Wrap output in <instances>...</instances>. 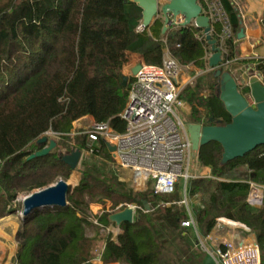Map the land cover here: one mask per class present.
Segmentation results:
<instances>
[{
	"label": "trees",
	"instance_id": "trees-1",
	"mask_svg": "<svg viewBox=\"0 0 264 264\" xmlns=\"http://www.w3.org/2000/svg\"><path fill=\"white\" fill-rule=\"evenodd\" d=\"M221 4L232 30L224 57L231 60L236 56L239 20L228 0ZM140 19L141 8L131 0H0V220L17 211L14 202L21 193L45 188L56 182L57 175L68 178L74 171L58 149L27 159L47 144L38 143L47 132L54 133L57 147L70 135L73 123L85 116L95 123L109 122L114 132L125 130L119 115L132 75L126 86L122 76L132 56L160 65L167 48L181 65L206 69L210 47L199 38L200 28L186 25L163 33L162 19L156 17L137 31ZM220 31V25L213 23L211 37L218 41ZM256 69L264 80V59L257 61ZM210 71L213 82L207 94L195 84L180 96L191 106V122L225 124L230 117L216 96L218 80ZM238 86L242 94L248 93L247 85ZM78 135L81 140L75 147L87 151L86 136ZM92 154L113 161L102 141L92 146ZM221 154L217 142L197 152L199 164L211 171L209 177L188 184L189 196L201 197L195 209L197 225L208 234L219 218L243 224L254 233L264 264V194L257 206L247 202L250 183L264 185V146L225 165ZM80 173L79 184H69L67 206L45 207L25 219L20 216L15 264H91L99 238L86 235L92 222L85 194L93 193L95 183L117 202L149 206L147 212L138 210L139 218L133 222L122 223L115 239L111 234L103 237L104 264H199L202 255L194 250V238L180 225L184 208L161 205L180 199V184L171 195H155L152 189L134 193L124 182L101 180L103 174L93 167L84 165ZM108 217L104 212L96 219L105 227Z\"/></svg>",
	"mask_w": 264,
	"mask_h": 264
},
{
	"label": "built area",
	"instance_id": "built-area-1",
	"mask_svg": "<svg viewBox=\"0 0 264 264\" xmlns=\"http://www.w3.org/2000/svg\"><path fill=\"white\" fill-rule=\"evenodd\" d=\"M170 1L165 0L164 4ZM197 2L201 6L202 14L209 18L210 35L212 24L220 25L216 46L221 51V66L225 67L230 62L224 57L227 51L225 41L232 37L227 13L219 0ZM184 21L182 15L173 16L170 12L164 15L167 29L186 26ZM141 30L143 27L140 23L137 31ZM199 38L206 42L203 32ZM139 64V70L129 83L127 103L119 115L125 122V130L122 133L114 132L109 122H93L88 127H83L78 134L86 136L87 152L92 153V146L100 141L113 145L115 150L110 154L114 163L133 172L137 185L146 186L150 183L155 195H171L180 184L183 198L176 202H161V205L176 204L185 207L187 217L180 221V225L194 231L197 244L210 254L214 264H261L260 250L255 242L238 245L224 243L223 248L216 247L212 250L204 245L195 219L189 211L186 194L189 181L203 175L197 152L192 149L187 133L188 122L181 116L182 111L187 110L186 102L180 96L183 89L181 77L185 66L171 55L164 56L160 65L144 62ZM257 78L264 84L260 75ZM245 95L250 101L249 94ZM50 134L54 135L52 132ZM1 164L0 160V168ZM260 186L250 183V194L247 198L250 205L257 206L261 203ZM127 207L133 211L141 209L137 205Z\"/></svg>",
	"mask_w": 264,
	"mask_h": 264
},
{
	"label": "water",
	"instance_id": "water-1",
	"mask_svg": "<svg viewBox=\"0 0 264 264\" xmlns=\"http://www.w3.org/2000/svg\"><path fill=\"white\" fill-rule=\"evenodd\" d=\"M141 8V25L147 28L154 18L161 12L165 15L170 12L173 16L182 15L185 18L184 25L193 24L200 28L205 35V39L210 46L211 55L208 58V68L213 70V76L218 80L216 96L221 101L225 112L229 115L230 121L222 124H203L201 122H189L187 133L192 149L198 152L201 146L209 142H217L222 148L221 164L244 158L257 147L264 146V84L257 76H252L246 83L250 101L245 94L239 90L238 83L229 70L221 67V51L216 46V40L210 35L209 18L202 14L201 6L197 0H171L160 6L158 0H133ZM166 21V20H165ZM167 30L163 27L162 32ZM237 39L244 37L243 28H240L236 35ZM241 50L246 47L241 44ZM140 68L136 64L131 68V75H135ZM128 75L122 76V85L128 83ZM47 144L27 159L44 156L53 152L56 148L54 139L48 140L43 136L38 143ZM109 153L113 154L115 147L105 143ZM82 156V151L78 148L69 151L61 156L62 161L71 169H75ZM69 183L64 179L58 180L45 188L30 193L23 199L21 218L31 216L36 210L45 207H65L67 206V195ZM144 207L149 210V206L144 202ZM109 221L120 226L125 222H133V210L126 207L119 212L108 217Z\"/></svg>",
	"mask_w": 264,
	"mask_h": 264
},
{
	"label": "crops",
	"instance_id": "crops-1",
	"mask_svg": "<svg viewBox=\"0 0 264 264\" xmlns=\"http://www.w3.org/2000/svg\"><path fill=\"white\" fill-rule=\"evenodd\" d=\"M165 0H158L160 6L164 4ZM221 2V0H219ZM230 4L232 5L234 11L237 13V17L239 20V29L237 33L239 32L240 28H243L244 32V37L242 39H237L235 36V45H236V56L230 60L229 64L226 67V70H229L233 76L237 79L240 80L241 84L240 85H246L248 82L249 78L252 76H261L262 75L257 71L256 65L257 61L264 59V0H228ZM158 18L162 19L163 22V27H165L164 23V15L159 12L158 15L156 16ZM141 23V19L139 21V24ZM195 26L194 24H190ZM163 29V28H162ZM168 30V29H167ZM202 33V30H201ZM236 33V35H237ZM241 44H244L246 47L245 51L241 50ZM210 47V46H209ZM166 55H170L168 52V49H164V54L163 57ZM211 55V51L206 54L205 60H206V69L208 68V58ZM142 62L139 58H136L134 56L131 57L130 62L125 64L123 68V72L126 73L127 71L130 73V70L132 67H134L136 64ZM185 67H188L184 65ZM190 68V66L188 67ZM193 71L194 74H197L196 69L192 68L190 69L189 73H192ZM131 75V73H130ZM188 76H186L182 72V83H183V88L188 82ZM263 80V77H262ZM264 82V80H263ZM187 106V104H186ZM189 107L187 106V110ZM92 122L93 119L89 116H85L73 123V129L72 132L81 131L83 129L82 124ZM51 132H47L45 136H47L48 140L54 139L51 137ZM96 156V155H95ZM201 173L202 177H209L211 174L210 168L209 167H201ZM137 184V183H136ZM256 184V183H255ZM139 186V185H137ZM141 186V185H140ZM262 189L261 193V198L263 197L264 194V185L260 186ZM179 194L181 195L180 201L183 198V190L180 187L179 189ZM186 194L188 197V208L189 211L192 213V216L195 219L196 222V227L197 231L202 237V240L204 242V245L209 249L212 250L216 247H222L224 243H233L234 245L238 244H248V243H256L255 235L254 233L249 230L247 227H245L243 224L239 222H235L226 218H219L216 225L214 228L208 233V234H202L199 230V227L197 225V221L195 218V209H198L200 206L198 204L197 199L194 196H189L188 194V187L186 188ZM250 194V190L248 193V196ZM247 196V198H248ZM190 201L192 202V205L190 206ZM248 202V201H247ZM253 206V205H252ZM140 207V206H139ZM184 208L185 211V218L187 217V212L184 206H181ZM142 209L147 212L149 210H146L145 207H141V209H137L136 211H142ZM136 211H133V221L135 219V216L138 215L136 214ZM142 211V212H144ZM2 220V219H1ZM6 221V220H5ZM95 225L97 227V230H104L106 234H111L112 239H115L116 236L120 232V226L115 225L113 222L110 221V224L107 226H102L101 224L98 223L97 219L95 221ZM18 230V229H17ZM16 230V231H17ZM189 233L191 236L194 238V246L195 248H199L202 250L200 253L202 255L201 261L199 264H214L213 258L210 256L208 252H206L204 249H202L198 244L194 236V231L192 229H189ZM247 233V234H246ZM87 235V234H86ZM88 237H93V235H88ZM96 248L99 247V251L94 255L93 259L91 260V264H94V260H97L101 264H104L101 261V253L104 248V239H97L96 240ZM17 250V245L16 249L14 251V254L12 255L15 257ZM11 256V257H12ZM7 260V252L4 251L0 255V264L5 263ZM109 264H119V263H109Z\"/></svg>",
	"mask_w": 264,
	"mask_h": 264
},
{
	"label": "rangeland",
	"instance_id": "rangeland-1",
	"mask_svg": "<svg viewBox=\"0 0 264 264\" xmlns=\"http://www.w3.org/2000/svg\"><path fill=\"white\" fill-rule=\"evenodd\" d=\"M190 69H192V67L190 68L183 67V73L189 77L188 82L186 83L184 88L189 87V86H194L195 84H199L201 87V92L204 94H207L210 91V88H208V86L212 84L213 82L210 77V74L208 73V72H211L210 69L199 70L197 71V74H194L195 71H193L192 73H189ZM124 74L128 76L130 75L128 71ZM236 81L238 85L241 84L239 79H237ZM184 88L182 90H184ZM185 102L187 106L189 107V109L182 111L181 116L189 123L191 122L190 116H189L190 115L189 113L191 111V106L186 100ZM91 124L92 122H88V123L82 124V126L88 127ZM78 137L79 135L75 129V131L70 133L67 139L59 140V144H57V147L55 148V150L58 149L62 154H65V153H68L71 147H74L73 149H76L75 145L77 141L81 140V138L80 137L78 138ZM81 151H82V156L77 164V167L70 174V176L68 178L67 177L64 178L63 176L57 175L55 179L56 182L60 179H64L72 187L77 186L81 178L80 170L82 169L84 165H86V166L93 167L99 170L103 174V176L101 177V180L105 178V180L116 179L118 182H124L126 187L132 188L134 193L151 189L150 183H148L146 186H137L134 173L131 172L130 170L119 167L117 164L114 163V161L110 160L109 158L102 156V155L95 156L92 153L87 152L86 150H81ZM238 170H242V167H239ZM197 174H200V171H197ZM54 183H51V184H54ZM95 184H96L95 186L96 188L93 190V193L85 194V200L88 203V207H89L87 215L92 222V226H89L86 228V234L87 236L91 234L93 235V237L95 238L98 237L99 240H101L106 235V232L104 230H97V227L95 225L96 217L103 214L104 212L111 215L113 213L119 212L120 210L126 208L127 205H136V204L129 203V202H117V198L114 197V195H112V197H109L108 195H106V193L102 192V185L98 183H95ZM37 190H40V189H37ZM28 195L29 194L27 193H21L14 202V207L17 209V211L14 214L7 215L2 220H0V255L4 251L7 252V260L3 264H15V260L12 255L14 254V251L16 249V245L18 246L19 244V241L17 240V234H18L19 229L21 228L20 216L22 215V202H23V199ZM194 197L197 199L198 204L200 206V203H199V201L201 200L200 195H195ZM191 205H192V202L190 201V206ZM136 214L138 215L135 216L134 220L139 218V213L137 211H136ZM96 247L93 249L94 255L99 251V247L98 248ZM194 250L196 252H200V253L202 252V250L199 248H194ZM94 264H101V263L98 262L97 260H94Z\"/></svg>",
	"mask_w": 264,
	"mask_h": 264
}]
</instances>
